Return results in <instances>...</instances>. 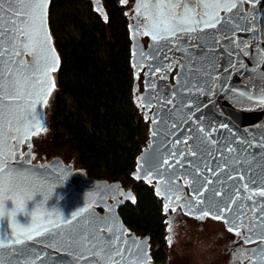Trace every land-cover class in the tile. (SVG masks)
<instances>
[{
  "label": "water",
  "instance_id": "95a60500",
  "mask_svg": "<svg viewBox=\"0 0 264 264\" xmlns=\"http://www.w3.org/2000/svg\"><path fill=\"white\" fill-rule=\"evenodd\" d=\"M0 2L6 6V0ZM92 2L96 9L102 4V0ZM230 2L237 7L220 9L215 27L181 34L180 51L174 45L176 39L153 41L146 27L150 42L142 49L131 28L132 62L139 67L147 65L144 101L147 108L154 106L157 122L153 144L139 155V173L140 179L151 177L156 181L155 190L157 194L159 190V196H165L164 202L174 181L182 178L189 183L196 200H202L207 208L213 202L228 208L224 212L213 209L217 215L238 217L245 213V206L252 208L254 203L257 214L264 216V196L257 191L264 188V103L248 100V95L264 94V44L260 41L258 15L253 20L255 31L250 34L242 1ZM49 4L50 0L46 20L51 47L58 57L54 67L57 75L60 56L49 28ZM27 55L33 62L34 57ZM179 57L183 65L177 84L172 86L170 66ZM217 79L220 86H216ZM11 143L15 145L17 141ZM187 143L190 157L184 159L180 153L185 152ZM193 152L196 154L192 155ZM14 161L21 173L14 183L22 189H35L33 200L25 202V211L17 213L18 222L24 224L25 212L30 213L43 200L46 211H58L70 223L19 245L5 244L0 247V264H94L90 253L95 251L97 239L101 235L109 239L113 233L120 237L123 264H133L142 257L145 264H151L150 242L129 236L119 214L120 205L127 199L110 202L103 179L87 176L75 184L60 163L40 170L22 161L19 153ZM82 208L85 211L73 220L72 213ZM26 219L30 222L31 216ZM109 225L113 233L107 232ZM11 230V224L0 220V238Z\"/></svg>",
  "mask_w": 264,
  "mask_h": 264
},
{
  "label": "trees",
  "instance_id": "16d2710c",
  "mask_svg": "<svg viewBox=\"0 0 264 264\" xmlns=\"http://www.w3.org/2000/svg\"><path fill=\"white\" fill-rule=\"evenodd\" d=\"M50 0L48 22L60 56L49 113L51 141L70 146L88 176L132 184L118 211L148 237L155 263L167 257V215L155 185L133 176L147 128L134 99L130 18L120 0Z\"/></svg>",
  "mask_w": 264,
  "mask_h": 264
},
{
  "label": "snow or ice",
  "instance_id": "6c2138e0",
  "mask_svg": "<svg viewBox=\"0 0 264 264\" xmlns=\"http://www.w3.org/2000/svg\"><path fill=\"white\" fill-rule=\"evenodd\" d=\"M48 3L49 0H6L4 6L0 2V220H4L6 225L11 224L12 229L0 238V247L22 244L25 240H32L70 223L58 211H46L43 200L30 213L25 212L24 224L17 220V213L25 211V202L33 200L35 189H22L14 183L15 177L21 175L15 167L14 153L19 151L18 145L34 131H46L37 105L47 103V97L55 87L50 78H45L58 63L47 27ZM121 3H125V0H121ZM142 7L147 17L144 26L150 30L152 40L168 41L180 40L181 34L197 29L215 27L220 20L218 11L236 8L237 4L230 0H153L151 3L137 2V13ZM139 26L138 19L136 27ZM25 54L34 57L31 64L23 60ZM248 100L264 103V94L248 95ZM12 140L17 143L13 145ZM243 187L247 189L248 185ZM257 191L264 196V188ZM208 208L209 211L202 215H209L213 209L217 212L228 210L215 202L209 203ZM167 210L168 205H165ZM84 211L82 208L72 213V219L75 220ZM28 215L31 216L30 222L26 219ZM214 218L221 219V216ZM230 230L239 231L238 228ZM107 232L113 233L111 225L107 226ZM119 239L115 233L109 239L99 236L94 245L95 251L90 253L94 257V264H123L124 250L118 244ZM116 257L120 260L117 261ZM133 264H145V258L135 260Z\"/></svg>",
  "mask_w": 264,
  "mask_h": 264
},
{
  "label": "rangeland",
  "instance_id": "374dc122",
  "mask_svg": "<svg viewBox=\"0 0 264 264\" xmlns=\"http://www.w3.org/2000/svg\"><path fill=\"white\" fill-rule=\"evenodd\" d=\"M241 1L242 10L247 15V20L250 23V34L255 31L253 20L255 14L258 15V31L262 35V41H260L264 44V0ZM136 3L137 0H125L124 4L130 18V25L133 26L130 28H132L139 43L138 47L145 49L150 42L149 37L145 34L144 26L147 17L143 9H140L137 13ZM98 8L99 12L105 17L103 0ZM138 19L140 26L137 28ZM174 45L178 51L181 50L178 40L174 42ZM182 65L183 61L180 57L171 62L169 83L172 86L177 84V77ZM133 67L135 73L134 99L147 124L142 149V152H144L153 144L149 134L151 122L154 118V106L147 108L144 101L148 73L147 65L139 67L133 62ZM54 83L53 95L48 98L43 108L45 114L42 115L41 113L43 127L46 131L35 132L29 138H26L20 145L19 151L15 152L14 157L16 159L17 153H19L22 161L29 162L40 170H47L55 163H60L69 173L72 182L78 184L88 174L86 169L79 164L76 151L70 146L55 147L51 141L49 113L57 88V82ZM216 86H220L219 79H217ZM171 105H173V102H171ZM140 156L133 173L136 180L141 177L139 173L142 165ZM182 157L184 159L190 157L188 143ZM145 179L156 186V181L151 177ZM103 183L105 189L108 190V199L112 203L135 198L136 194L132 184L127 185L123 180L116 182L103 180ZM161 197L164 209L165 205H168V210L165 211L167 215V257L161 263H155L152 259L151 264H264V216L257 214V204L253 203L252 208L248 205L245 206V213L238 217H231L227 214L221 216V219H215L214 217L217 214L212 211L209 215H202V213L209 211L207 206L203 204L202 200H196L189 183L182 178L174 181L167 202H164V195H161ZM96 209L100 212L103 210L99 207ZM235 228H238L239 231L230 230ZM127 234L138 240L149 241L148 237L129 228ZM169 239H171V243H169ZM150 250L152 251L151 246Z\"/></svg>",
  "mask_w": 264,
  "mask_h": 264
},
{
  "label": "bare ground",
  "instance_id": "6f19581e",
  "mask_svg": "<svg viewBox=\"0 0 264 264\" xmlns=\"http://www.w3.org/2000/svg\"><path fill=\"white\" fill-rule=\"evenodd\" d=\"M260 32H261V30H260ZM262 35L260 34V40L262 41ZM23 60H25L26 62H28V63H32V61L30 60V58H29V56L27 55V54H25L23 57ZM48 78H50V82H56V69L54 68V69H52L50 72H49V77ZM155 78H156V80H158L159 79V73H157L156 74V76H155ZM216 82H217V80H216ZM55 84V83H54ZM52 95H53V90L51 89V92H50V94L48 95V97H47V100H48V98H50V97H52ZM44 105H45V103H43V102H41L40 104H38V110L40 111V113H42V115H44L45 114V112H44V110H43V108H44ZM156 129H157V122H156V120L153 118L152 119V122H151V126H150V134H149V137H150V140L153 142V139H154V136H155V133H156ZM35 133V131L33 132V134ZM32 134V135H33ZM151 142V143H152Z\"/></svg>",
  "mask_w": 264,
  "mask_h": 264
}]
</instances>
